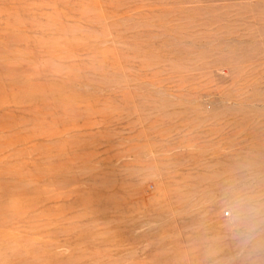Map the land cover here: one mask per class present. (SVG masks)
Instances as JSON below:
<instances>
[{
	"label": "rangeland",
	"instance_id": "374dc122",
	"mask_svg": "<svg viewBox=\"0 0 264 264\" xmlns=\"http://www.w3.org/2000/svg\"><path fill=\"white\" fill-rule=\"evenodd\" d=\"M0 264H264V0H0Z\"/></svg>",
	"mask_w": 264,
	"mask_h": 264
},
{
	"label": "clouds",
	"instance_id": "9594fccd",
	"mask_svg": "<svg viewBox=\"0 0 264 264\" xmlns=\"http://www.w3.org/2000/svg\"><path fill=\"white\" fill-rule=\"evenodd\" d=\"M237 203L238 205L242 206L244 203V198L242 193H237Z\"/></svg>",
	"mask_w": 264,
	"mask_h": 264
}]
</instances>
